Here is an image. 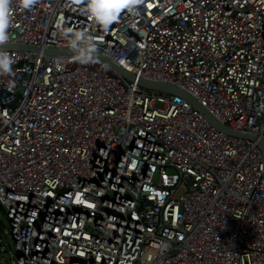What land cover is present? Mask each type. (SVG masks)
<instances>
[{
  "label": "built area",
  "instance_id": "1",
  "mask_svg": "<svg viewBox=\"0 0 264 264\" xmlns=\"http://www.w3.org/2000/svg\"><path fill=\"white\" fill-rule=\"evenodd\" d=\"M7 0L0 207L16 264H264V0ZM100 50L133 73L79 52ZM170 82L185 97L148 88Z\"/></svg>",
  "mask_w": 264,
  "mask_h": 264
},
{
  "label": "water",
  "instance_id": "2",
  "mask_svg": "<svg viewBox=\"0 0 264 264\" xmlns=\"http://www.w3.org/2000/svg\"><path fill=\"white\" fill-rule=\"evenodd\" d=\"M7 48H10V49H28L31 51L38 50V48L33 46V45L18 43V44H8V45L0 46V51L7 49ZM80 48L86 49L88 54H90V55L94 56L95 58H97L98 60L105 62V63L111 65L112 67L116 68L117 70L122 72L126 77H128L130 80L136 79V77L133 73L127 71L122 66L116 64L112 59H110L107 55H105L100 50H97V49H94L91 47H83V46H77L76 48H74L73 46L52 47V48L45 49V52L48 54H67V53L79 52ZM139 83L141 85L148 87V88L170 91V92H173L175 94H178V95H181V96L187 98L193 104V106L196 107L199 111H201L205 115V117L213 125H215L217 128H219L225 132H228V133H231L234 135H238L241 137H245V138H250V139H255V140L258 139V135L255 133H248L245 131L234 130L231 127H229L228 125L222 123L204 105H202L193 95H191L189 92L182 89L178 85L172 84L170 82L151 81V80H146V79H139ZM259 146H260L261 150L263 151V155H264V139L263 138H260Z\"/></svg>",
  "mask_w": 264,
  "mask_h": 264
},
{
  "label": "clouds",
  "instance_id": "3",
  "mask_svg": "<svg viewBox=\"0 0 264 264\" xmlns=\"http://www.w3.org/2000/svg\"><path fill=\"white\" fill-rule=\"evenodd\" d=\"M31 0H21L22 7H29ZM122 0H88L87 10L92 15V17L97 21V23L107 27L109 23L113 20H108L106 23L105 20L108 17L114 16L117 18V8L120 7ZM9 25V13L7 9V0H0V41L6 40L7 33L6 29ZM82 39V34H77L76 39L73 40L72 46L77 47V40ZM91 57L88 54L87 50L84 48L79 49V55L77 59L82 60V62H87ZM11 59L8 57L0 56V70L10 71Z\"/></svg>",
  "mask_w": 264,
  "mask_h": 264
},
{
  "label": "rangeland",
  "instance_id": "4",
  "mask_svg": "<svg viewBox=\"0 0 264 264\" xmlns=\"http://www.w3.org/2000/svg\"><path fill=\"white\" fill-rule=\"evenodd\" d=\"M13 252L14 244L6 223V214L0 207V264H16Z\"/></svg>",
  "mask_w": 264,
  "mask_h": 264
},
{
  "label": "snow or ice",
  "instance_id": "5",
  "mask_svg": "<svg viewBox=\"0 0 264 264\" xmlns=\"http://www.w3.org/2000/svg\"><path fill=\"white\" fill-rule=\"evenodd\" d=\"M133 2H134V0H122V3H121V5H120V7L117 8V11H120L122 8H125V7L130 6V4L133 3ZM109 19H110V20H115V17H114V16L108 17V18L105 20V22L107 23Z\"/></svg>",
  "mask_w": 264,
  "mask_h": 264
}]
</instances>
